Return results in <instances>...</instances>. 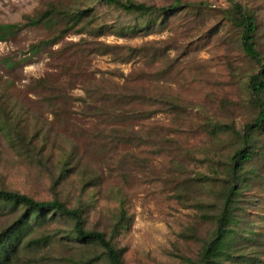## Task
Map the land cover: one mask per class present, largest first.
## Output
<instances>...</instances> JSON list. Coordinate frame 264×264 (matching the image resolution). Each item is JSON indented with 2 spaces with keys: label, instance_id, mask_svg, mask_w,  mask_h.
<instances>
[{
  "label": "rangeland",
  "instance_id": "374dc122",
  "mask_svg": "<svg viewBox=\"0 0 264 264\" xmlns=\"http://www.w3.org/2000/svg\"><path fill=\"white\" fill-rule=\"evenodd\" d=\"M204 1L129 29L141 19L101 0H0V23L18 24L0 39V103L35 134L29 149L0 126V187L68 206L86 200L85 227L107 234L123 208L127 224L113 238L123 264L196 259L213 223L205 205H193L211 200L210 187L193 178L212 172L207 156L224 160L236 145L229 132L213 143L207 122L239 129L252 117L246 80L257 68L221 17L229 1ZM238 1L257 13L264 52V0ZM51 5L83 9V19L64 32L56 14L54 26L26 23ZM66 158L70 171L59 178ZM245 198L247 220L264 232V179ZM7 214L0 210V224ZM81 251L55 238L30 254L64 264V254Z\"/></svg>",
  "mask_w": 264,
  "mask_h": 264
},
{
  "label": "trees",
  "instance_id": "16d2710c",
  "mask_svg": "<svg viewBox=\"0 0 264 264\" xmlns=\"http://www.w3.org/2000/svg\"><path fill=\"white\" fill-rule=\"evenodd\" d=\"M101 1L141 19L140 22L128 25L129 29L142 26L151 28L158 20L163 21L181 7L201 9L206 5L204 0H173L168 4L137 0ZM228 1L229 4L220 10L221 17L223 15L237 29V41L242 52L257 67L246 80L254 109L252 117L239 129L220 120L207 122L206 130L213 143L221 138L222 132H229L233 134L236 145L227 152L224 160L207 156L211 160L212 172H198L193 178L197 182H206L210 187L211 200H198L193 205L207 207L202 216L211 220L213 227L203 239L198 257L186 258L185 264H264V232L253 230L246 218L244 205L247 200L245 191L264 179V52H261L258 41L260 21L253 8L238 0ZM55 14L65 18V25L61 29L64 32L83 19L84 10L51 5L38 16L28 17L26 23L44 21L54 26L58 21ZM17 26L13 22L0 23V39H5ZM56 36L53 35L51 39ZM49 41V38H44L32 46L41 47ZM139 48L137 45L128 47L131 53L137 52ZM0 126L9 138L14 135L27 148L34 147L35 134L28 137L20 118L12 117L1 103ZM68 161L69 158L61 161L59 178L70 171ZM87 205L86 200L77 199L73 206H68L56 196L39 199L27 192L0 187V210L6 209L9 213L0 224V264H46L41 256V260L35 258L36 255L30 254V251L50 245L55 238L62 244L75 243L82 248L81 252L64 254V264H123L120 249L113 243V238L127 224L128 215L125 210L120 208L107 234L104 230L85 227ZM55 218H59L62 224L53 223Z\"/></svg>",
  "mask_w": 264,
  "mask_h": 264
}]
</instances>
